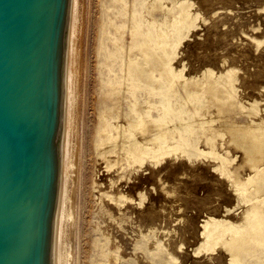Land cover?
Listing matches in <instances>:
<instances>
[{
  "label": "rangeland",
  "instance_id": "1",
  "mask_svg": "<svg viewBox=\"0 0 264 264\" xmlns=\"http://www.w3.org/2000/svg\"><path fill=\"white\" fill-rule=\"evenodd\" d=\"M125 1H127L126 8L123 7L122 0H78L77 9L79 12L78 22H76L78 25H76L77 31L74 35L73 86H75V97H73V102L75 103L71 116L72 167L69 176L68 210L70 215L68 217L67 264H227L230 255L226 248L230 244L225 242V238L233 235L235 227L243 228L246 225L244 224L247 222L246 218L242 219L241 217L253 204L257 203L252 200L242 201L235 195L236 192L230 184L232 177L229 172L235 170L237 175L239 172L243 173L244 166L247 170L251 160L242 159L244 157L242 150L228 140L234 131L241 129L247 133L250 126L254 127V123L261 122L264 118V0ZM182 8H185L186 13L183 14ZM128 12H131L130 16ZM193 16L197 18H193ZM135 21L142 23L140 32L144 31L145 33L151 29L150 34L155 33L157 38L155 37L154 41L157 42V45L153 43V46L152 44L148 46L146 41L134 46L130 33L137 26V22L134 24ZM166 22L168 25H165ZM176 23L179 24L176 25ZM159 24L160 26H158ZM189 26L191 27L189 28ZM162 34H164V38ZM140 36L141 34L138 36L139 39H141ZM179 38L180 41H177L175 45ZM139 49L143 51L141 52ZM108 53L112 56H109ZM153 60L156 61L155 67ZM128 61L133 64L137 63L139 68L144 71H141V74L137 76L141 78H134ZM145 72L147 73L145 74ZM154 77L161 79H157L156 82ZM153 78L155 81H152ZM176 78L180 80L177 81ZM181 78L185 82L181 81ZM133 79L135 80L133 81ZM191 79L193 80L191 81ZM151 81L155 85H152ZM197 87L199 89L202 87V89L199 90ZM150 88L153 91H149ZM177 95L179 100H177ZM159 98H163L164 103ZM224 99L227 100L224 101ZM143 104L147 107H143ZM132 110L137 113H133ZM187 110H190V113ZM152 111L153 113H151ZM158 113L161 116H158ZM162 115L164 116L162 117ZM184 116L186 117L184 118ZM216 116L218 118L225 116L228 119L219 118V120ZM249 116L251 118L254 116L253 121L248 119ZM255 116L262 118L259 119ZM229 118L230 120L233 118V121L237 120L235 121L236 125L232 124L234 122ZM140 119L142 120L139 121ZM137 120L139 121L138 126L131 129L133 138L137 141L140 140L144 145L141 142L139 144L143 147L151 145L153 148L150 151L153 150V152L148 153L150 159L133 158V163L131 156H125L126 143L123 145L121 138H124L126 133L128 134L129 123L132 121L136 123ZM107 121L112 124L108 125ZM126 121L127 123H125ZM227 121H230L231 124ZM159 122L165 124L160 125ZM245 123L250 126L248 127ZM212 125H217L218 128L217 126L214 128ZM228 126L231 127L228 129ZM157 127L159 129H156ZM170 127H172L171 130ZM161 128L163 129L161 130ZM169 134L175 139L169 137ZM217 138L219 139L215 143H218L217 145L220 147L214 143ZM206 141L209 143L208 146ZM189 143L193 145L190 151L187 149ZM174 146H179V148ZM261 146L264 149V145ZM171 147L173 148L170 149ZM207 147H210L208 151ZM156 148L160 149L156 151ZM169 152L171 153L169 154ZM185 155L187 157H183ZM220 156L224 161L227 158L226 163L223 159L219 161L221 160ZM254 157H258V155ZM262 157L264 158V155ZM228 160L230 161L228 162ZM130 161H132L131 164ZM226 164L230 170L224 169L227 168ZM229 164L235 165V167L239 165V167L234 169ZM211 165H213L212 168ZM214 165L218 167L216 170L213 168ZM221 167L225 170L222 173ZM225 173L227 178H225ZM232 173L230 174L232 175ZM241 176L236 179H240ZM248 203L250 206L246 205ZM241 221L242 223L245 221L243 225ZM205 222L208 223L206 228H204ZM211 226L214 228V232L217 231L215 233L225 232L224 236L202 239L201 232L212 228ZM251 242L253 247L242 251L238 256L239 264H264L263 244L260 246L257 242L252 240Z\"/></svg>",
  "mask_w": 264,
  "mask_h": 264
},
{
  "label": "water",
  "instance_id": "2",
  "mask_svg": "<svg viewBox=\"0 0 264 264\" xmlns=\"http://www.w3.org/2000/svg\"><path fill=\"white\" fill-rule=\"evenodd\" d=\"M76 0H0V264H67Z\"/></svg>",
  "mask_w": 264,
  "mask_h": 264
},
{
  "label": "bare ground",
  "instance_id": "3",
  "mask_svg": "<svg viewBox=\"0 0 264 264\" xmlns=\"http://www.w3.org/2000/svg\"><path fill=\"white\" fill-rule=\"evenodd\" d=\"M144 1V0H143ZM178 1V0H177ZM183 1V0H182ZM121 2V1H120ZM122 5H123V7H125L126 6V2L127 1H125V0H122ZM140 2V1H139ZM153 2V1H152ZM159 2H161L160 0H159ZM184 2H186L185 0H184ZM187 3L188 4H190V2H188L187 1ZM153 4V3H152ZM171 4V3H170ZM179 4V3H178ZM181 4V3H180ZM141 5H143V3L141 2ZM174 5V4H173ZM176 5H177V3H176ZM78 0H76V5H75V9H76V15H75V24H76V22H78V20H77V16H78ZM162 6V5H161ZM160 6V7H161ZM187 6V5H186ZM192 6V5H191ZM146 7V6H145ZM155 8H156V6H154ZM154 7H150L151 9L152 8H154ZM164 7V6H163ZM174 7V6H173ZM126 8V7H125ZM125 8H124V10H125ZM135 8V7H134ZM133 8V9H134ZM167 8H168V5H167ZM172 8V7H171ZM132 9V10H133ZM146 9V8H145ZM179 9H180V7H179ZM179 9H178V11H179ZM187 9V8H186ZM188 9H189V7H188ZM188 9H187V11H188ZM128 10V9H127ZM169 10H170V8H169ZM190 10V9H189ZM146 11V10H145ZM182 11H183V14H184V12L186 13V10H185V8H182ZM191 11V10H190ZM135 12V11H134ZM169 12V11H168ZM195 11H193V13H194ZM125 13V12H124ZM127 13V12H126ZM125 13V14H126ZM129 13H131V12H128V14ZM177 13V12H176ZM175 13V14H176ZM190 13V12H189ZM192 13V14H193ZM196 13V12H195ZM149 14V13H148ZM167 14V13H166ZM172 14V13H171ZM178 15V14H177ZM188 15V14H187ZM197 15V14H196ZM129 16H130V14H129ZM143 16V15H142ZM164 16V15H163ZM166 16V15H165ZM170 16V15H169ZM171 16H173V15H171ZM176 17V16H175ZM178 17V16H177ZM191 17V16H190ZM131 18H133L132 16H131ZM146 18H149V17H146ZM156 18V17H155ZM173 18V17H172ZM182 18V17H181ZM187 18H188V16H187ZM193 18H197L196 16L194 17L193 16ZM134 19V18H133ZM132 19V20H133ZM144 19V18H143ZM142 19V20H143ZM163 19V18H162ZM167 19H168V17H167ZM169 19H170V17H169ZM177 19V18H176ZM189 19V18H188ZM77 20V21H76ZM131 20V21H132ZM150 20V19H149ZM152 20V19H151ZM158 20V19H157ZM156 20V21H157ZM161 20V19H160ZM159 20V21H160ZM181 20V19H180ZM192 20V19H191ZM195 20V19H194ZM148 21V20H147ZM153 21V20H152ZM183 21H184V18H183ZM193 21V20H192ZM137 22V23H136ZM158 22V21H157ZM178 22V21H177ZM189 22H191L190 20H189ZM195 22V21H194ZM136 23V27L134 28V30H132V32L130 33L131 34V37H132V40H133V44H134V46H136V44H142V43H145L146 41L148 42V46L149 45H151L152 44V46H153V43H155L156 45H157V42H155L154 40H155V37H156V35H155V33H151L150 34V30L151 29H149L148 31H146V32H148V33H144V31L143 32H140V28H141V25H142V23L141 22H138V21H135L134 22V24ZM150 23H152V22H150ZM154 23V22H153ZM167 23V22H166ZM175 23V22H174ZM184 23H185V21H184ZM111 24V23H110ZM160 24H162L161 22H160ZM160 24L158 25V26H160ZM179 23H176V25H178ZM76 25H78V24H76ZM76 25H75V31H77L76 30ZM114 25H115V23H114ZM133 25V24H132ZM146 25V24H145ZM165 25H168V23L167 24H165ZM172 25V24H171ZM175 25V24H174ZM190 25V24H189ZM120 26V25H119ZM154 26V25H153ZM121 27V26H120ZM148 27H150V26H148ZM170 27V26H169ZM172 27V26H171ZM182 27H183V25H182ZM186 27V26H185ZM191 26H189V28H190ZM131 28V27H130ZM132 28H133V26H132ZM145 28V27H144ZM152 29H153V27H151ZM158 28V27H157ZM178 28V27H177ZM176 28V29H177ZM115 29V28H114ZM161 29V28H160ZM160 29H159V31H160ZM163 29H164V27H163ZM175 29V28H174ZM187 29V28H186ZM144 30H146V29H144ZM154 30V29H153ZM157 30V29H156ZM171 30V29H170ZM189 30V29H188ZM155 31V30H154ZM158 31V30H157ZM165 31V30H164ZM167 31H168V29H167ZM152 32V31H151ZM174 32V31H173ZM178 32V31H177ZM171 33V32H170ZM139 34H141V39H139L138 38V36H139ZM160 34V33H159ZM158 34V35H159ZM163 35V38H164V34H162ZM162 35H160V36H162ZM175 36V35H174ZM115 37V36H114ZM144 38V40H143V38ZM170 37H172V36H170ZM119 38V37H118ZM157 38V37H156ZM162 38V37H161ZM165 38H167V37H165ZM75 39V38H74ZM120 39V38H119ZM172 39V38H171ZM176 39V38H175ZM182 39V38H181ZM112 40H114V39H112ZM143 40V41H142ZM153 41V42H152ZM165 41V40H164ZM167 41V40H166ZM174 41V40H173ZM177 41H180V38L179 39H177L176 40V42H175V45L177 44ZM161 43V42H160ZM158 44H159V42H158ZM170 44L172 45V43H171V41H170ZM179 44V43H178ZM114 45V44H113ZM162 45V44H161ZM174 45V46H175ZM114 46H116V45H114ZM139 46V45H138ZM145 46V45H144ZM173 46V47H174ZM117 47V46H116ZM130 47V46H129ZM133 47V46H132ZM146 47V46H145ZM169 47H170V45H169ZM137 48V47H136ZM151 48V47H150ZM149 48V49H150ZM164 48V47H163ZM167 48V47H166ZM102 49V48H101ZM110 49V48H109ZM144 49V48H143ZM153 49H154V47H153ZM152 49V50H153ZM156 49V48H155ZM140 50V49H139ZM138 50V51H139ZM161 50V49H160ZM141 52L143 51V50H140ZM150 51V50H149ZM155 51V50H154ZM159 51V50H158ZM75 52V51H74ZM102 52V51H101ZM105 52V51H104ZM106 52H107V50H106ZM112 52V51H111ZM147 52V51H146ZM162 52H163V50H162ZM113 53H115V50H113ZM139 53V52H138ZM154 53V52H153ZM174 53V52H173ZM75 54V53H74ZM105 54V53H104ZM107 54V53H106ZM109 54V56L111 55L112 56V54H110V53H108ZM140 54V53H139ZM156 54V53H155ZM154 54V55H155ZM159 54H160V52H159ZM132 55V54H131ZM134 55V54H133ZM142 55V54H141ZM75 56V55H74ZM108 56V55H107ZM143 56V55H142ZM151 56V55H150ZM166 56V55H165ZM133 57V56H132ZM156 57V56H155ZM161 57V56H160ZM76 58V57H75ZM137 58V57H136ZM135 58V59H136ZM142 58H144V57H142ZM142 58H140V59H142ZM149 58H151V57H149ZM145 59V58H144ZM169 59V58H168ZM128 60V59H127ZM131 61H133L132 59H130ZM155 60V59H154ZM153 60V66H154V64L156 63V61H154ZM160 61H161V58L159 59ZM163 60V59H162ZM138 61V60H137ZM145 61V60H144ZM150 61V60H149ZM164 61V60H163ZM75 62V61H74ZM129 62V61H128ZM134 62V61H133ZM158 62V61H157ZM130 63V62H129ZM128 63V64H129ZM145 63H147V62H145ZM161 64H162V62H160ZM164 63V62H163ZM166 64V63H165ZM171 64V63H170ZM156 65V64H155ZM158 65V64H157ZM160 65V64H159ZM125 66H126V64H125ZM146 67H147V65H145ZM163 66V65H162ZM140 67H141V65H140ZM144 67V66H143ZM145 67V68H146ZM149 67H151L150 65H149ZM155 67V66H154ZM159 67V66H158ZM157 67V69H159ZM167 67V66H166ZM169 67V66H168ZM167 67V68H168ZM126 68V67H125ZM124 68V69H125ZM166 68V69H167ZM172 68H174V67H172ZM129 69H131V71H132V75L134 76V78L135 79H139V78H141L140 76L139 77H137L138 75H140L141 74V71H142V69L141 68H139V65L136 63V64H133V63H130V66H129ZM147 69V68H146ZM163 70H165V69H162V71ZM176 70V69H175ZM175 70H173L174 72H175ZM166 71V70H165ZM170 71V70H169ZM168 71V72H169ZM172 71V72H173ZM179 71V70H178ZM178 71H177V73H178ZM142 72H144V71H142ZM150 72V71H149ZM167 72V71H166ZM171 72V71H170ZM223 72V71H222ZM147 72H145V74H146ZM150 73H152V72H150ZM149 73V74H150ZM155 73V72H154ZM160 74V73H159ZM167 74V73H166ZM169 74V73H168ZM174 74V73H173ZM178 74H180V72L178 73ZM233 74V73H232ZM148 75V74H147ZM153 75V74H152ZM161 75V74H160ZM172 75V74H171ZM182 75V74H181ZM215 75V74H214ZM143 76H144V74H143ZM149 76V75H148ZM157 76V75H156ZM175 76V75H174ZM179 76V75H178ZM183 76V75H182ZM230 76V75H229ZM152 77V76H151ZM171 77V76H170ZM232 77V76H231ZM128 78V77H127ZM132 78V77H131ZM146 78V77H145ZM155 78V77H154ZM153 78V79H154ZM163 79H164V77H162ZM173 78V77H172ZM171 78V79H172ZM187 78V77H186ZM185 78V79H186ZM191 78V77H190ZM215 78V77H214ZM224 78V77H223ZM227 78V77H226ZM74 79V78H73ZM111 79V78H110ZM135 79H133V81L135 80ZM156 79V78H155ZM155 79L154 80H152V81H155ZM157 79H161V78H157ZM157 79H156V82H157ZM168 79V78H167ZM177 79V78H176ZM175 79V80H176ZM218 79V78H217ZM233 79V78H232ZM128 80H129V78H128ZM143 80V79H142ZM147 80V79H146ZM180 80V79H179ZM178 79H177V81H179ZM183 79L181 78V81H182ZM188 80H190V79H188ZM193 79H191V81H192ZM227 80V79H226ZM107 81H110V80H107ZM148 81H150V80H148ZM152 81H151V84H152ZM180 81V82H181ZM191 81H190V83H191ZM204 81V80H203ZM217 81V80H216ZM229 81H230V79H229ZM128 82H130V81H128ZM139 82V81H138ZM161 83L163 82V81H160ZM173 82H175L174 81V79H173ZM183 82H185L184 80H183ZM227 82V81H226ZM73 83H74V81H73ZM131 83V82H130ZM136 83V82H135ZM168 83H169V81H168ZM182 83V82H181ZM193 83V82H192ZM214 83H215V81H214ZM218 83V82H217ZM153 84H154V82H153ZM152 84V85H153ZM158 84V83H157ZM172 83L170 82V85H171ZM184 84V83H183ZM182 84V85H183ZM186 84H187V82H186ZM211 84V83H210ZM220 84V83H219ZM136 85H138V84H136ZM155 85V84H154ZM180 85V84H179ZM227 85V84H226ZM226 85H225V88H226ZM118 86V85H117ZM185 86V85H184ZM196 86V85H195ZM218 86V85H217ZM221 86H223V85H221ZM234 86V85H233ZM74 87L75 86H73V96H72V102H73V97H75V92H74ZM147 87H148V85H147ZM165 87H167V86H165ZM181 87H183V86H181ZM190 87V86H189ZM228 87V86H227ZM149 88V87H148ZM147 88V89H148ZM153 88V87H152ZM152 88H150L149 89V91L152 89ZM156 88H158V87H156ZM163 88V87H162ZM172 88V87H171ZM192 88V87H191ZM198 88V87H197ZM214 88V87H213ZM216 88V87H215ZM231 88V87H230ZM113 89V88H112ZM115 89V88H114ZM131 88H129V90H130ZM136 89V88H135ZM161 89V88H160ZM166 89H168V88H166ZM183 89V88H182ZM187 89H188V87H187ZM199 89V88H198ZM201 89H202V87H201ZM201 89H199V90H201ZM132 90V89H131ZM137 90V89H136ZM171 90V89H170ZM211 90V89H210ZM229 90V89H228ZM147 91V90H146ZM151 91H153V90H151ZM154 91H156V90H154ZM163 91V90H162ZM166 91V90H165ZM168 91V90H167ZM189 91V90H188ZM233 91V90H232ZM114 92H115V90H114ZM132 92H134L133 90H132ZM157 92V91H156ZM173 92H174V90H173ZM186 92V91H185ZM191 92V91H190ZM201 92V91H200ZM203 92V91H202ZM213 92V91H212ZM214 92H215V90H214ZM216 92H218L217 91V89H216ZM145 93V92H144ZM148 93V92H147ZM160 93V92H159ZM170 93V92H169ZM168 93V94H169ZM178 93V92H177ZM189 93V92H188ZM223 93V92H222ZM131 94H133V93H131ZM130 94V95H131ZM135 94V93H134ZM146 94V93H145ZM155 94V93H154ZM179 94V93H178ZM184 94V93H183ZM193 94H195L194 92H193ZM197 94H199V93H197ZM202 94V93H201ZM204 94H205V92H204ZM225 94H227V93H225ZM149 95H151V94H149ZM158 95V94H157ZM160 95V94H159ZM158 95V96H159ZM174 95V94H173ZM185 95V94H184ZM183 95V96H184ZM188 95V94H187ZM211 95V94H210ZM229 95V94H228ZM154 96V95H153ZM168 96V95H167ZM218 96H219V94H218ZM147 97V96H146ZM151 97V96H150ZM162 97V96H161ZM164 97V96H163ZM177 97H178V95H177ZM190 97V96H189ZM195 97V96H194ZM149 98V97H148ZM174 98V97H173ZM172 98V99H173ZM182 99H183V97H181ZM185 98V97H184ZM200 98V97H199ZM201 98H202V96H201ZM213 98V97H212ZM214 98H216V97H214ZM230 98V97H229ZM137 99V98H136ZM159 99H161V101L163 102V98H159ZM186 99H187V96H186ZM193 99V98H192ZM195 99H196V97H195ZM205 99V98H204ZM218 99V98H217ZM232 99V98H231ZM143 100V99H142ZM154 100V99H153ZM153 100H152V102H153ZM158 100V99H157ZM170 100H171V98H170ZM177 100H179V97L177 98ZM184 100V99H183ZM182 100V101H183ZM198 100V99H197ZM197 100H194V101H197ZM203 100V99H202ZM207 100H209V99H207ZM211 100V99H210ZM222 100V99H221ZM220 100V101H221ZM227 100V99H226ZM225 99H224V101H226ZM133 101V100H132ZM146 101V100H145ZM166 101V100H165ZM189 101V100H188ZM190 101H191V99H190ZM217 101V100H216ZM140 102H141V99H140ZM167 102V101H166ZM170 102V101H169ZM172 102H173V100H172ZM176 102V101H175ZM208 102V101H207ZM75 102H73V104H74ZM133 103V102H132ZM135 103H138V102H135ZM148 103H149V101H148ZM159 103V102H158ZM164 103V102H163ZM178 103V102H177ZM176 103V104H177ZM205 103H206V101H205ZM204 103V104H205ZM160 104V103H159ZM174 104V103H173ZM199 104V103H198ZM136 105H138V104H136ZM177 105H180V104H177ZM188 105H190V104H188ZM74 106V105H73ZM72 106V107H73ZM132 106V105H131ZM131 106H128V107H130L131 108ZM176 106V105H175ZM181 106V105H180ZM198 106V105H197ZM201 106V105H200ZM220 107H221V105H219ZM105 107V106H104ZM143 107H147V105L146 106H144V104H143ZM163 107V106H162ZM173 107V106H172ZM178 107V106H177ZM183 107V106H182ZM186 107H187V105H186ZM193 107V106H192ZM203 107H204V105H203ZM149 108V107H148ZM154 108V107H153ZM156 108V107H155ZM158 108V107H157ZM161 108V107H160ZM174 108V107H173ZM74 109V108H73ZM129 109V108H128ZM133 109V108H132ZM136 109V108H135ZM144 109V108H143ZM146 109V108H145ZM150 109V108H149ZM186 109V108H185ZM194 109V108H193ZM193 109H192V112H193ZM107 110H109V109H107ZM131 110V109H130ZM151 110V109H150ZM162 110V109H161ZM160 110V111H161ZM163 110H164V108H163ZM177 110H178V108H177ZM196 110V109H195ZM198 110V109H197ZM218 110V109H217ZM101 111V110H100ZM104 111V110H103ZM133 111V110H132ZM132 111H129V112H132ZM146 111V110H145ZM157 111H158V109H157ZM174 111V110H173ZM186 111V110H185ZM189 113H190V110H187ZM128 112V113H129ZM136 112V111H135ZM134 111H133V113H135ZM148 112V111H147ZM155 112V111H154ZM180 112V111H179ZM210 112V111H209ZM219 112V111H218ZM101 113H102V111H101ZM126 113V112H125ZM132 113V114H133ZM137 113V112H136ZM139 113H140V110H139ZM149 113V112H148ZM151 113H153V111L151 112ZM166 113V112H165ZM185 113V112H184ZM197 113V112H196ZM212 113V112H211ZM217 113V112H216ZM215 113V114H216ZM104 114V113H103ZM159 114V113H158ZM160 114H161V112H160ZM158 115V116H161V115ZM193 114V113H192ZM195 114V113H194ZM193 114V115H194ZM201 114V113H200ZM205 114V113H204ZM210 114V113H209ZM213 114V113H212ZM100 115V114H99ZM145 115H147V114H145ZM184 115V114H183ZM188 116H189V114H187ZM196 115V114H195ZM219 115V114H218ZM117 116V115H116ZM136 116V115H135ZM134 116V117H135ZM154 116V115H153ZM164 115H162V117H163ZM174 116V115H173ZM172 116V117H173ZM176 116V115H175ZM180 116V115H179ZM198 116V115H197ZM202 116H203V114H202ZM206 116H209V115H206ZM258 116V115H257ZM113 117H115V116H113ZM118 117V116H117ZM140 117V116H139ZM149 117H150V115H149ZM186 116H184V118H185ZM217 117V116H216ZM250 117V116H249ZM254 117V116H253ZM252 117V118H253ZM256 117V116H255ZM101 118H102V116H101ZM100 118V119H101ZM106 118H108L107 116H106ZM111 118V117H110ZM127 118V117H126ZM128 118H130V117H128ZM146 118V117H145ZM189 118V117H188ZM218 118V117H217ZM220 119L222 118V119H228V117H226L225 118V116H224V118L223 117H219ZM218 118V119H219ZM234 118V117H233ZM233 118H232V120H230V118H229V120L230 121H233ZM252 118L250 117V118H248V119H251L252 120ZM256 118H262V117H256ZM135 119V118H134ZM133 119V120H134ZM150 119V118H149ZM160 119V118H159ZM158 119V120H159ZM162 119V118H161ZM164 119V118H163ZM166 119V118H165ZM164 119V120H165ZM169 119V118H168ZM173 119V118H172ZM178 119V118H177ZM192 119V118H191ZM219 119V120H220ZM101 120H103V119H101ZM111 120V119H110ZM142 119H140L139 121H141ZM153 120V119H152ZM202 120H203V118H202ZM207 120V119H206ZM216 120V119H215ZM251 120H249L250 122H251ZM105 121V120H104ZM113 121V120H112ZM128 121V120H127ZM127 121L125 122V123H127ZM129 121H131V120H129ZM136 121V120H135ZM138 121V120H137ZM139 121L138 122H128L129 123V128H128V134L126 133V135L124 136V138H121V139H123V142H122V144L124 145L125 143V145H126V154H125V156H127V157H129V156H131V158L133 159V158H136V159H142V158H144L145 157V159L147 160L149 157H148V153L150 152V153H152L153 152V150L152 151H150V149H152L153 147H151V145L149 146V147H151V148H149V147H147V146H142V145H140L139 143L141 142L140 140L139 141H137L136 139H134L133 138V131H131V129L134 127V126H138V124H139ZM143 121H145V120H143ZM149 121V120H148ZM160 121V120H159ZM173 121V120H172ZM204 121V120H203ZM210 121H212V118H210ZM218 121V120H217ZM223 121V120H222ZM230 121H227V122H229V124H231L230 123ZM235 121H237V120H235ZM235 121H233L234 123H232V124H235ZM253 121V120H252ZM99 122H101V121H99ZM98 122V123H99ZM108 122V121H107ZM107 122L105 123V124H107ZM155 122H158V121H156L155 120ZM184 122H186V121H184ZM219 122V121H218ZM227 122H226V124H227ZM109 123V122H108ZM144 123V122H143ZM162 123H164V122H161V124ZM167 123V122H166ZM179 123V122H178ZM192 123V122H191ZM194 123V122H193ZM205 123V122H204ZM220 123V122H219ZM103 124V123H102ZM110 124H112V122L111 123H109L108 125H110ZM153 124V123H152ZM159 124H160V122H159ZM160 124V125H161ZM165 124V123H164ZM170 124V123H169ZM176 124V123H175ZM187 125L189 124V123H186ZM214 124H216V122L214 121ZM239 124V123H238ZM249 124H251V123H249ZM115 125V124H114ZM123 125V124H122ZM146 126H147V124H145ZM236 125V124H235ZM234 125V126H235ZM241 125H242V123H241ZM245 125H247L246 123H245ZM252 125V124H251ZM254 127L253 126H248L249 127V131L247 130V133L246 132H244V131H241V129L240 130H236V131H234V133H232L233 135H232V137L228 140L231 144L232 143H234V144H236V146L237 147H239L241 150H242V152H243V154H244V157H242V159H246V160H248V159H250L251 160V163H250V165H249V167H247L248 169L246 170V168H245V166H244V169L246 170H244V172L241 174L240 172H239V170H237L238 172H239V175H237V173H236V171L234 170V171H232L231 172V170L228 168V165H227V168L225 167L224 169H229L230 170V172H229V175L232 177L231 179H230V184L232 185V187H233V189L235 190V192H236V194L235 195H237V197L239 198V199H241L242 201L244 200V201H256V202H254V203H256V204H251L252 206H251V208H249V210L248 211H246V213L244 214V216L243 217H241L242 219H245L246 218V223H244L245 221H243V223L244 224H246V225H244V227L243 228H237V227H233L234 228V230H233V235H230L229 236V238H225V242L226 243H229L230 245H229V247L228 248H226L227 249V252H228V254L230 255V257H229V260H228V262H227V264H239V260H238V256L241 254V252L242 251H245V250H249V249H251V247H253V246H251V240L252 241H254V242H257V243H259V245L261 244H263V247H264V158L262 157L263 155H264V149L263 148H261V147H263V146H261V145H264V118L262 119V121L261 122H258V123H254ZM102 126H105V125H102ZM107 126V125H106ZM105 126V127H106ZM136 126V127H137ZM141 126V125H140ZM144 126V125H143ZM157 126V125H156ZM159 126V125H158ZM168 126V125H167ZM170 126V125H169ZM172 126V125H171ZM178 126V125H177ZM207 126V125H206ZM213 126V125H212ZM215 126H217V125H215ZM215 126H213L214 128H215ZM218 126H219V124H218ZM218 126H217V128H218ZM222 126H225V125H222ZM232 126V125H231ZM231 126H228L227 128L229 129V127H231ZM238 126H240V125H238ZM237 126V127H238ZM135 127V128H136ZM148 127H149V125H148ZM148 127H145V128H148ZM154 127V126H153ZM160 127V126H159ZM163 127H164V125H163ZM181 128H182V126H180ZM197 127V126H196ZM212 127V128H213ZM236 127V126H235ZM97 128H99V127H97ZM108 128L110 129V126H108ZM171 128L172 127H170V130H171ZM185 128V127H184ZM211 128V127H210ZM238 128H243L242 126L241 127H238ZM101 129H103L102 127H101ZM123 129V128H122ZM141 129V128H140ZM150 129V128H149ZM152 129H154V128H152ZM156 129H159L158 127L156 128ZM163 128H161V130H162ZM164 129H166V128H164ZM188 129V128H187ZM203 129V128H202ZM221 129V128H220ZM97 130H99V129H97ZM105 130H106V128H105ZM104 130V131H105ZM124 130V129H123ZM137 130H138V128H137ZM145 130V129H144ZM183 130V129H182ZM190 130V129H189ZM208 130H210V129H208ZM232 130H235V129H232ZM243 130V129H242ZM146 131V130H145ZM144 131V132H145ZM174 131V130H173ZM179 131V130H178ZM200 131V130H199ZM143 132V133H144ZM158 132H160V131H158ZM184 132V131H183ZM186 132V131H185ZM191 132V131H190ZM195 132V131H194ZM201 132V131H200ZM203 132V131H202ZM212 132H213V130H212ZM214 132H215V129H214ZM218 132V131H217ZM122 133V132H121ZM174 133V132H173ZM204 133V132H203ZM203 133H201V134H203ZM206 133V132H205ZM111 134V133H110ZM123 134H125V132H123ZM123 134H122V136H123ZM146 134H147V132H146ZM145 134V135H146ZM156 135H158L157 133H155ZM162 134V133H161ZM176 134H178V133H176ZM184 134V133H183ZM188 134V133H187ZM213 134V133H212ZM223 134V133H222ZM109 135V134H108ZM115 135V134H114ZM140 135V134H139ZM170 135V134H169ZM174 135V134H173ZM205 135H207V134H205ZM215 136H216V134H214ZM218 135V134H217ZM111 136V135H110ZM112 136H113V133H112ZM111 136V137H112ZM141 136V135H140ZM140 136H138V137H140ZM143 136V135H142ZM147 136V135H146ZM176 136V135H175ZM189 136H190V134H189ZM193 136V135H192ZM222 136V135H221ZM135 137V136H134ZM148 137V136H147ZM154 137H156V136H154ZM160 137V136H159ZM169 137H173V136H169ZM206 137V136H205ZM99 138V137H98ZM117 138V137H116ZM120 138V137H119ZM145 138V137H144ZM149 138V137H148ZM174 138V137H173ZM181 138V137H180ZM189 138H192V137H189ZM203 138H204V136H203ZM209 138H210V135H209ZM208 138V139H209ZM220 138V137H219ZM219 138H217V139H215L216 141H214V143L215 142H217V140L219 139ZM100 139H101V137H100ZM108 139V138H107ZM138 139H140V138H138ZM145 139H147V138H145ZM144 139V140H145ZM150 139V138H149ZM164 139H166V138H164ZM172 139V138H171ZM170 139V140H171ZM175 139V138H174ZM177 139H178V137H177ZM199 139V138H198ZM205 139H207V138H205ZM207 139V140H208ZM151 140V139H150ZM192 140V139H191ZM212 140V139H211ZM100 141V140H99ZM106 141V140H105ZM108 141H109V139H108ZM116 141V140H115ZM149 141V140H148ZM172 141H173V139H172ZM175 141V140H174ZM203 141V140H202ZM225 141H227V140H225ZM101 142V141H100ZM102 142H103V140H102ZM153 142V141H152ZM158 142V141H157ZM177 142V141H176ZM192 142V141H191ZM194 142V141H193ZM192 142V143H193ZM197 142H199V141H197ZM204 142V141H203ZM207 142V146H208V141H206ZM221 142V141H220ZM228 142V143H229ZM142 143V142H141ZM147 143V142H146ZM145 143V144H146ZM155 143V142H154ZM165 143H167L166 141H165ZM174 143V142H173ZM187 143H188V141H187ZM211 143H212V141H211ZM213 143V144H214ZM224 143V142H223ZM110 144H111V142H110ZM120 144V143H119ZM121 144V145H122ZM143 144V143H142ZM159 144V143H158ZM164 144V143H163ZM206 144V143H205ZM216 145L218 144V143H215ZM214 144V145H215ZM230 144V145H231ZM116 145V144H115ZM122 145V146H123ZM144 145V144H143ZM177 145V144H176ZM179 145H180V143H179ZM189 146H188V148L187 149H189V151L192 149L191 147L193 146V145H191L190 143L188 144ZM199 145H201V144H199ZM198 145V146H199ZM215 145V146H216ZM226 145V144H225ZM110 146V145H109ZM119 146V145H118ZM142 146V147H141ZM157 146V145H156ZM155 146V147H156ZM185 146H186V144H185ZM210 146V145H209ZM212 146V145H211ZM218 147H220V145H217ZM222 147H224L223 145H221ZM121 147V146H120ZM125 147V146H124ZM159 147V146H158ZM161 147V146H160ZM164 147H165V145H164ZM166 147H168V146H166ZM175 147V146H174ZM205 147V146H204ZM213 147V146H212ZM222 147H221V149H222ZM228 147H229V145H228ZM232 147V146H231ZM173 147H171L170 149H172ZM175 148H179V146L178 147H175ZM196 148H198V147H196ZM201 148H203V147H201ZM210 148V147H209ZM208 147L206 148L207 149V151H208V149H209ZM214 148V147H213ZM227 148V147H226ZM112 149V148H111ZM140 149V150H139ZM158 149H160V148H158ZM157 148H156V151L158 150ZM168 149V148H167ZM186 149V148H185ZM214 149H216V148H214ZM214 149H211V150H214ZM234 149V148H233ZM263 149V150H262ZM115 150V149H114ZM122 150V149H121ZM166 150V149H165ZM194 150H196V149H194ZM211 150H209V151H211ZM236 150H237V148H236ZM240 150V151H241ZM72 151V150H71ZM155 151V150H154ZM163 151V150H162ZM177 151V150H176ZM222 151V150H221ZM227 152H228V150H226ZM233 151V150H232ZM235 151V150H234ZM233 151V152H234ZM103 152V151H102ZM107 152V151H106ZM183 152V151H182ZM199 152V151H198ZM204 152V151H203ZM215 152H216V150H215ZM215 152H214V154H215ZM220 152V151H219ZM232 152V153H233ZM236 152V151H235ZM72 153V152H71ZM155 153V152H154ZM171 152H169V154H170ZM216 153H218V151L216 152ZM221 153H223L224 154V152H221ZM173 154V153H172ZM179 154V151H178V153H177V155ZM181 154V153H180ZM198 154V153H197ZM202 154H204V153H202ZM222 154V155H223ZM229 154V153H228ZM235 154V153H234ZM243 154H242V156H243ZM101 155V154H100ZM105 155V154H104ZM201 155V154H200ZM218 155V154H217ZM219 155H220V153H219ZM224 155H226V154H224ZM236 155V154H235ZM257 156L258 155V157H254V156ZM102 156V155H101ZM151 156V155H150ZM209 156V155H208ZM216 156V155H215ZM230 156H231V154H230ZM237 156V155H236ZM71 157H72V154H71V156H70V164H71ZM104 157V156H103ZM158 157V156H157ZM183 157H187L186 155L185 156H183ZM221 157V160H219V161H222V156H220ZM220 157H219V159H220ZM225 157V156H224ZM226 157H228L229 158V156H226ZM231 158V157H230ZM253 158H255V159H253ZM150 159V158H149ZM158 159V158H157ZM213 159V158H212ZM236 159V158H235ZM144 160V159H143ZM152 160V159H151ZM216 160H217V158H216ZM226 160H227V158H226ZM225 160V161H226ZM234 160V159H233ZM241 160V159H240ZM129 161V160H128ZM149 161V160H148ZM154 161V160H153ZM223 161H224V159H223ZM224 161V162H225ZM230 160H228V162H229ZM236 161V160H235ZM131 162L132 161H130V164H131ZM215 162H217V161H215ZM239 162H242V161H239ZM133 163H134V159H133ZM141 163V162H140ZM213 163V162H212ZM220 163V162H219ZM226 163V162H225ZM232 163V162H231ZM230 163V164H231ZM211 164V163H210ZM216 164V163H215ZM229 164V165H230ZM243 164V163H242ZM217 165H219V164H217ZM241 165V164H240ZM244 165H245V161H244ZM246 165H247V163H246ZM212 166L213 165H211V168H212ZM220 166H222V164H220ZM219 166V167H220ZM231 166V165H230ZM229 166V167H230ZM71 167H72V164H71V166H70V169H71ZM231 167H233L234 169H236L237 167H239V165L237 166L236 165V167H235V165L234 166H231ZM241 167H243V166H241ZM213 168H215V170L218 168L216 165H214V167ZM238 169V168H237ZM228 170V171H229ZM240 170H242V169H240ZM220 171H221V173H222V171H225V170H223L222 169V167H221V169H220ZM215 173H216V171H215ZM226 173H227V170H226ZM225 173V174H226ZM230 173H232V175L230 174ZM224 174V173H223ZM240 175H242L241 177H240V179H236L238 176H240ZM228 176H227V174H226V177L225 178H227ZM239 178V177H238ZM229 179V178H228ZM228 181V180H227ZM229 183V182H228ZM248 183V184H247ZM247 184V185H246ZM231 187V186H230ZM232 187L230 188V189H232ZM233 190V191H234ZM236 198V197H235ZM254 199V200H253ZM246 205H249V203L248 204H246ZM250 206V205H249ZM245 208V207H244ZM247 208V207H246ZM247 210V209H246ZM241 211V210H240ZM243 212V211H242ZM241 212V213H242ZM244 212H245V210H244ZM69 215H70V213H69ZM240 215V214H239ZM69 217V216H68ZM211 218H213V217H211ZM206 219V218H205ZM209 219V218H208ZM241 220V219H240ZM210 222V221H209ZM213 222V221H212ZM239 222V221H238ZM226 223V222H225ZM232 223V222H231ZM235 223H236V221H235ZM241 223H242V221H241ZM243 223H242V225H243ZM207 224L208 223H204V228H206V226H207ZM233 224V223H232ZM202 225H203V223H202ZM216 225H219V224H216ZM222 225V224H221ZM225 225V224H224ZM226 225H227V223H226ZM235 225V224H234ZM214 226V225H213ZM239 226V225H238ZM202 227V226H201ZM212 227V226H211ZM226 227V226H225ZM229 227V226H228ZM230 228V227H229ZM202 229H203V227H202ZM222 229V228H221ZM220 231H222V230H220ZM232 231V230H231ZM244 231H248V232H243ZM215 232H217V231H215ZM214 232V228L212 227V228H208V229H205V230H203V232H201V236H202V239H204V237L206 238V239H209L210 237H212V238H214V237H217V238H219L221 235H223L224 236V233L225 232H219V233H215ZM229 235V234H228ZM221 238V237H220ZM223 238V237H222ZM213 240V239H212ZM223 240V239H222ZM214 241V240H213ZM216 241V240H215ZM224 241V240H223ZM222 241V242H223ZM224 242V243H225ZM251 242V243H250ZM211 243H212V241H211ZM257 243H256V245H257ZM205 244V243H204ZM223 244V243H222ZM206 245V244H205ZM225 245V244H224ZM227 245V244H226ZM260 245V246H261ZM212 246H214V245H212ZM228 246V245H227ZM245 255H247L246 254V252H245ZM228 256V255H227ZM250 258V257H249ZM245 262H246V260H245Z\"/></svg>",
  "mask_w": 264,
  "mask_h": 264
}]
</instances>
